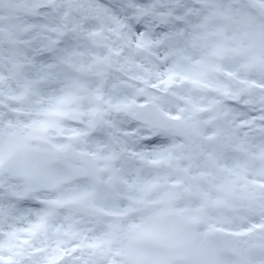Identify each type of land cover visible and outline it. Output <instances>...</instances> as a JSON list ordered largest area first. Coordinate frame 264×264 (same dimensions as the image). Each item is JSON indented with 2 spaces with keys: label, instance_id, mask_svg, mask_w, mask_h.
Segmentation results:
<instances>
[{
  "label": "clouds",
  "instance_id": "1",
  "mask_svg": "<svg viewBox=\"0 0 264 264\" xmlns=\"http://www.w3.org/2000/svg\"><path fill=\"white\" fill-rule=\"evenodd\" d=\"M0 264H264V0H0Z\"/></svg>",
  "mask_w": 264,
  "mask_h": 264
}]
</instances>
